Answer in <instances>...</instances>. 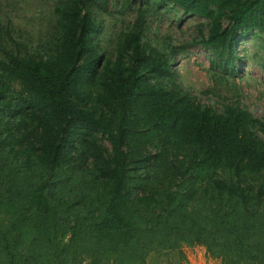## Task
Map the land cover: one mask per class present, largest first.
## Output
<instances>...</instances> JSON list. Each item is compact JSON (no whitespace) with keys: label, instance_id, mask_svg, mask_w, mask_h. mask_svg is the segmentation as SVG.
Returning <instances> with one entry per match:
<instances>
[{"label":"rangeland","instance_id":"1","mask_svg":"<svg viewBox=\"0 0 264 264\" xmlns=\"http://www.w3.org/2000/svg\"><path fill=\"white\" fill-rule=\"evenodd\" d=\"M61 1L0 0V264H20L24 257L32 264L52 263V246L32 227L33 208L23 207L24 196L40 179L56 216L95 220L106 210L107 190L96 181L97 167L88 151L92 144L109 148L106 135L89 128L87 147H79L85 153L82 164L57 168L47 176L33 158L24 161L5 145L9 132L35 125L31 114L38 101L2 49L43 58L63 56L55 12L62 8ZM93 2L92 38L102 61L116 56L124 34L138 30L146 56L156 52L169 61L172 73L159 80L144 75L146 84L163 88L175 84L198 103L217 109L236 103L264 124V0L256 12L259 26L239 31L231 55L202 43L208 36V19L185 12L170 0ZM219 28H230L228 18H221ZM23 99L29 101L27 107H21ZM87 106L91 115L105 113L115 130L121 112L116 105L104 110L90 99ZM78 121L82 126L83 119ZM126 124L127 142L142 153L128 167L127 212L140 232L136 245L151 238L157 248L144 256L134 243L123 259L128 264H140L141 256L144 264H264V170L236 178L224 168H200L188 145L142 115ZM12 227L20 236L14 260L7 256L3 241L5 236L12 241V235H5ZM79 245L89 248L88 243ZM82 264L91 263L86 258Z\"/></svg>","mask_w":264,"mask_h":264},{"label":"trees","instance_id":"2","mask_svg":"<svg viewBox=\"0 0 264 264\" xmlns=\"http://www.w3.org/2000/svg\"><path fill=\"white\" fill-rule=\"evenodd\" d=\"M170 1L185 12L208 19V36L202 43L221 48L229 55L239 31L259 26L256 12L261 0ZM93 3V0H63L62 8L55 9L64 40L60 52L64 56L68 51L64 57H35L28 51L20 54L19 50L2 49L38 101L31 114L35 125L9 132L4 138L10 154H19L24 161L33 158L47 176L57 168L70 169L82 164L85 153L79 147H87L89 128L106 135L109 142V148L102 146L103 149L88 145L91 162L97 167L96 181L107 190L104 216L95 220L56 216L43 192L41 179L24 196L25 210H34L32 227L52 246L50 264H82L86 258L91 264H128L123 252L137 245L144 250V256L156 250L151 238L147 244L136 245L135 238L140 232L134 216L127 212L128 167L142 154L127 142L130 133L126 122L131 117L137 119L142 115L154 127L188 145L195 165L200 168H224L236 178L264 170L262 121L236 103L217 109L198 103L175 84L171 88L146 84L144 75L159 80L172 77V73L169 61L156 56V52L146 56L138 30L124 34L116 56L102 61L92 38L96 29L91 18ZM223 16L228 18L230 28L221 30ZM90 99L104 110H110L112 105L120 109L115 130L105 113L90 114L87 106ZM28 103L23 99L21 107H27ZM78 119H83L82 126ZM16 231L12 227L5 233L12 235V241L3 237L10 260L15 259L14 249L19 244ZM81 242L88 243L89 248L84 250ZM144 256L140 257V264L145 263ZM20 264L32 261L24 257Z\"/></svg>","mask_w":264,"mask_h":264}]
</instances>
